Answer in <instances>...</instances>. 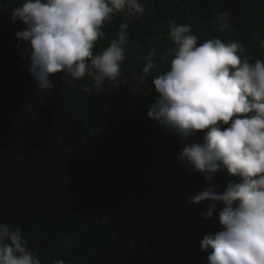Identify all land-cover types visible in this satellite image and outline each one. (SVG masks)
Segmentation results:
<instances>
[{
    "label": "trees",
    "instance_id": "obj_1",
    "mask_svg": "<svg viewBox=\"0 0 264 264\" xmlns=\"http://www.w3.org/2000/svg\"><path fill=\"white\" fill-rule=\"evenodd\" d=\"M22 0H0V221L19 227L43 264H207L201 241L219 230L218 213L190 197L208 187L178 162L184 145L148 117L156 95L141 85L148 50L169 46L168 21L191 24L199 41L238 40L264 58L255 40L264 31V0H145L147 11L130 26L120 88L85 92V81L39 91L30 58L10 19ZM230 29L218 31L219 13ZM120 18L107 26L97 51L109 46ZM19 45V47H18ZM159 63L153 76L168 69ZM201 136L203 134H200ZM232 179L218 173L219 191Z\"/></svg>",
    "mask_w": 264,
    "mask_h": 264
},
{
    "label": "clouds",
    "instance_id": "obj_2",
    "mask_svg": "<svg viewBox=\"0 0 264 264\" xmlns=\"http://www.w3.org/2000/svg\"><path fill=\"white\" fill-rule=\"evenodd\" d=\"M146 11L145 0H22L9 15L26 26L16 36L39 91L54 90L60 74L65 84L85 81L83 91L100 94L106 85L118 89L127 82L129 29ZM118 17L115 37L98 52L104 29ZM213 23L220 32L230 29V14L219 13ZM254 38L264 50V31ZM167 39L169 46L142 57L134 78L141 85L151 79L156 95L148 117L184 145L178 162L208 184L190 197L192 205L209 202L202 219L218 213L219 230L201 241L207 264H264V58L238 40L200 42L191 24L175 19L168 21ZM158 55L169 67L153 76ZM218 173L232 178L222 192L213 183ZM0 264H43L22 230L3 221Z\"/></svg>",
    "mask_w": 264,
    "mask_h": 264
}]
</instances>
